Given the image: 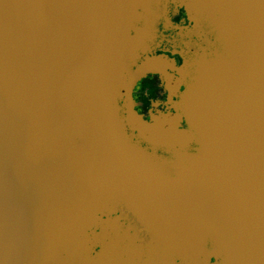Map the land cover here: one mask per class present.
Returning <instances> with one entry per match:
<instances>
[{
    "label": "water",
    "instance_id": "obj_1",
    "mask_svg": "<svg viewBox=\"0 0 264 264\" xmlns=\"http://www.w3.org/2000/svg\"><path fill=\"white\" fill-rule=\"evenodd\" d=\"M159 177L198 209L148 264H264V0H0V264H114L95 198Z\"/></svg>",
    "mask_w": 264,
    "mask_h": 264
},
{
    "label": "bare ground",
    "instance_id": "obj_2",
    "mask_svg": "<svg viewBox=\"0 0 264 264\" xmlns=\"http://www.w3.org/2000/svg\"><path fill=\"white\" fill-rule=\"evenodd\" d=\"M144 187L117 190L114 196H109L110 193L94 200L101 209H121L125 222L130 224L125 227L117 220H109L102 227L105 257L115 261L114 264H118L116 261L139 264L171 256L182 230L195 226L198 204L178 201L179 191L171 181L159 177ZM230 205L225 202L212 205L211 209L226 212ZM185 209L192 214L190 217H181Z\"/></svg>",
    "mask_w": 264,
    "mask_h": 264
},
{
    "label": "flooded vegetation",
    "instance_id": "obj_3",
    "mask_svg": "<svg viewBox=\"0 0 264 264\" xmlns=\"http://www.w3.org/2000/svg\"><path fill=\"white\" fill-rule=\"evenodd\" d=\"M172 20L177 19V22L180 24H186L187 22L181 21L184 18V13L180 9L177 15H171ZM181 21V22H180ZM164 34L171 35L173 34L171 31H164ZM161 48L164 50L171 51L173 48L172 46L167 43L163 42L161 44ZM170 56V54H168ZM175 60V64L179 65L181 63V59L178 55L173 56ZM154 88L156 89V97L152 100H148L146 97V91L148 89ZM182 90V87L180 88ZM168 91L165 88V83L161 80L159 75L157 74H149L146 77L140 79L132 90V98L135 102V110L143 115L144 119H149L150 113H155L156 110L160 111H167L165 102L167 101ZM105 238V236H102ZM149 262L139 263V264H148Z\"/></svg>",
    "mask_w": 264,
    "mask_h": 264
},
{
    "label": "rangeland",
    "instance_id": "obj_4",
    "mask_svg": "<svg viewBox=\"0 0 264 264\" xmlns=\"http://www.w3.org/2000/svg\"><path fill=\"white\" fill-rule=\"evenodd\" d=\"M173 21L177 22V19H174ZM155 91H156L155 87L154 88L150 87V89H148V92L147 91L145 92L146 93V97L148 98V100H152L153 98L156 97V92ZM129 225L130 224L126 222V224L124 226L126 227V226H129Z\"/></svg>",
    "mask_w": 264,
    "mask_h": 264
}]
</instances>
